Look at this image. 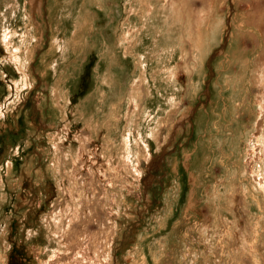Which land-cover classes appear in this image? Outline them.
I'll use <instances>...</instances> for the list:
<instances>
[{
	"label": "rangeland",
	"instance_id": "obj_1",
	"mask_svg": "<svg viewBox=\"0 0 264 264\" xmlns=\"http://www.w3.org/2000/svg\"><path fill=\"white\" fill-rule=\"evenodd\" d=\"M255 2L0 0V264H264Z\"/></svg>",
	"mask_w": 264,
	"mask_h": 264
},
{
	"label": "bare ground",
	"instance_id": "obj_2",
	"mask_svg": "<svg viewBox=\"0 0 264 264\" xmlns=\"http://www.w3.org/2000/svg\"><path fill=\"white\" fill-rule=\"evenodd\" d=\"M238 4H239V9H240L241 4L240 3ZM252 10H253V17H254L253 18L254 25H256L257 27H264V0H256V2L253 5Z\"/></svg>",
	"mask_w": 264,
	"mask_h": 264
}]
</instances>
